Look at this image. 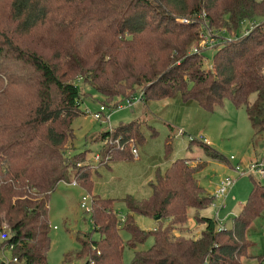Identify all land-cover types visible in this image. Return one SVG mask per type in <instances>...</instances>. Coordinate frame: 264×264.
<instances>
[{"label":"trees","instance_id":"trees-1","mask_svg":"<svg viewBox=\"0 0 264 264\" xmlns=\"http://www.w3.org/2000/svg\"><path fill=\"white\" fill-rule=\"evenodd\" d=\"M8 2L5 21L0 10V249L13 247L0 264H51L49 199L61 180H69V169V182L92 196L100 232L83 240L77 256H86L84 264H125L126 246L134 249L130 264H264V253L255 263L243 261L252 224L264 216V182L253 174L229 227L199 215L215 196L198 181L188 157L159 170L149 195L121 198L128 209L122 220L117 198L93 193L94 175L114 159H136L131 139L146 141L144 122L133 118L102 131L100 139L114 143H103L95 168L89 150L72 146L73 122L86 112L79 77L104 95L105 104L138 88L145 102L176 97L208 111L230 98L246 106L254 137H263L264 0H0V9ZM244 20L256 25L238 34ZM203 22L225 37L216 45L213 68L205 66L204 49L192 50ZM190 208L205 224L198 236L185 233ZM137 214L155 218L156 226L142 228ZM151 235L153 244L138 248Z\"/></svg>","mask_w":264,"mask_h":264},{"label":"rangeland","instance_id":"rangeland-1","mask_svg":"<svg viewBox=\"0 0 264 264\" xmlns=\"http://www.w3.org/2000/svg\"><path fill=\"white\" fill-rule=\"evenodd\" d=\"M8 5L9 2L2 4L0 9L4 11L2 13L4 21L7 18L5 15H7ZM3 23L5 24V22ZM248 23L249 21H246L244 25L242 24L237 33H243L245 25H249ZM222 40L224 39L222 38ZM199 45L200 49L206 51L205 66L213 68L212 61L217 44L203 45L200 40ZM77 82L82 86L85 94L83 109L90 108L92 111H96L101 104L106 103L103 100L104 95L93 90L89 84L83 82L81 77L77 79ZM139 91L140 88L136 90V92ZM254 97L255 94L251 96L252 99ZM125 98L117 97L109 101L106 104L108 112L102 119H97L88 112L76 117L73 122L75 137L73 143L71 142L74 151L89 150L87 161L93 164L95 168V165H98L95 155L104 149L102 147L103 140L100 139L102 131L126 123L134 117L144 122L143 130L147 142L139 144V157L133 160L114 159L110 162V164L114 162V168L110 169L106 165H99V172L94 175L95 188L93 193L117 198L115 208L122 220L125 218L128 209L121 198L127 194L144 197L151 193L149 186L144 185L146 181L142 182V177L150 167L151 161L155 159L151 155L158 154L162 147L164 150L166 146L165 137L169 134L171 139L168 146L170 147L172 144V156L177 153L175 157H188L187 162L193 166L198 181L213 195L221 178L227 175L236 176L237 174L231 167L222 164L225 163L224 159L207 153L205 146L198 141L208 143L209 140L208 144L231 160L233 165L240 163L245 167L251 162L264 158V136L258 139L254 137V127L248 116L246 106L237 105L230 98H225L222 104L216 105L210 111L201 106V111H197L196 106L186 105L188 106L186 112H180V109L171 110L172 103L176 102V97H171L167 106H163L164 100H170L169 98L151 99L147 101L149 103L139 102L132 107L126 105L121 108L116 107L119 102H125ZM140 105L143 107H138ZM135 111L137 112L135 113ZM168 117L170 118L168 119ZM166 119L175 125L172 127L171 124H166ZM189 144L191 146L186 147ZM166 169L162 171L157 168L155 175L159 170L164 172ZM253 175L264 182V178H260L258 174L254 173ZM68 177L69 180L74 177L73 169H69ZM69 180H61L49 199L52 229L51 247L48 255L51 264H84L86 256H77V252L82 248L83 240L90 237L95 239L100 237V232L95 230L92 213L81 206L83 196L89 194L88 191L80 184L69 182ZM251 187L252 176L245 174L240 175L228 191L227 197L224 199L225 206L220 211V217L225 226L232 225L233 217L241 210ZM222 200L223 198L215 197L209 207L199 210V215L211 216L216 219L218 208L213 204L218 205ZM196 211L195 208L189 209L187 221L189 230L185 231L187 235L198 236L205 226L196 218ZM135 218L144 229L149 230L156 226L153 217L137 214ZM122 233L126 239L129 237L124 230ZM1 240L2 235L0 233V242ZM250 240L252 243L248 248V256H244L243 261L255 263L258 261L255 255L264 253V216L258 217L252 224ZM153 242L154 238L151 235L144 243H140L138 248H147ZM69 252L72 253L67 255ZM133 255L134 249L126 246L123 254L124 263L130 264ZM10 258V250L1 248L0 262Z\"/></svg>","mask_w":264,"mask_h":264},{"label":"built area","instance_id":"built-area-1","mask_svg":"<svg viewBox=\"0 0 264 264\" xmlns=\"http://www.w3.org/2000/svg\"><path fill=\"white\" fill-rule=\"evenodd\" d=\"M184 20H188L187 18H185ZM246 23V21H242V24L244 25ZM249 25H245V30L244 33L249 32L251 29L254 28V26L256 25L255 21H250L248 23ZM222 31L221 30H212V28H210V26L207 24V22H203L202 23V30L200 32V37H201V41L203 45H215L221 42L222 38L225 39V37H223L222 35ZM228 39H231L232 36L229 35L227 37ZM192 50L193 51H199L200 50V45L198 44H194L192 46ZM144 100V92L143 90H140L139 92H135L133 93L131 96L126 97L125 98V102H119L116 107L121 108L123 106H133L136 102L138 101H143ZM86 112L92 114L93 116H95L97 119H102L104 115H106V113L108 112V106L106 104H101V106L99 107L98 110L96 111H92L90 108H87ZM109 116V115H108ZM106 116L108 119L109 117ZM192 137V136H191ZM119 138L118 137L116 140L119 142ZM194 139V138H192ZM115 140V141H116ZM103 143H107L108 146H111L114 143V140L111 139L110 137H107L104 139ZM209 143V141H208ZM131 152L135 155L136 158L139 157V145L137 144L135 139H131ZM96 160L98 161L100 159V154L97 152L95 155ZM232 170H234L236 172V176H225L223 178L220 179L219 183H218V187L215 191L214 196L215 197H220L223 198V200L221 201L220 204H216L214 203L213 205L216 206L218 208L217 212H216V219L219 223L220 227L224 226V222L223 219L220 217V211L221 208H223L225 206V202L224 199L227 197L228 191L233 187V185L235 184V182L237 181L238 177L240 175H245V174H258L260 178H264V158L251 162L249 165H246L245 167L238 163V164H234L232 165ZM74 183H76V181H74ZM81 206L88 212L92 211V196L90 194H86L83 196L82 202H81ZM13 246L10 247V250ZM15 260H17V258H14Z\"/></svg>","mask_w":264,"mask_h":264},{"label":"crops","instance_id":"crops-1","mask_svg":"<svg viewBox=\"0 0 264 264\" xmlns=\"http://www.w3.org/2000/svg\"><path fill=\"white\" fill-rule=\"evenodd\" d=\"M170 99V98H169ZM171 101V99L170 100H164V105L163 106H167V105H169L168 104V102H170ZM175 101L176 102H173L172 103V105H173V107H172V111H174V110H176V109H180V112H186L187 111V109H188V106H186V104H183L182 102H180L177 98L175 99ZM139 102H145L144 100L143 101H138V102H136V103H139ZM136 103L133 105V106H135L136 105ZM146 103H149V102H146ZM174 104H178V105H174ZM191 106H196L197 107V111H201L200 109H202V108H200V106L199 105H195V104H193V105H191ZM132 107V106H131ZM138 107H143V105H140V106H138ZM134 108V107H133ZM137 111H135V113H136ZM170 116V115H169ZM134 118H137V117H134ZM170 117H168V119H169ZM168 119H166L165 120V122H166V124H171V126L173 127L175 124L174 123H172V122H170V121H168ZM185 121V120H184ZM181 124H183V123H181ZM157 128V127H156ZM152 134V133H151ZM153 135V134H152ZM166 139H165V148H164V150H163V147H162V149L160 150V151H158V154H154V155H151V157H153V158H155V159H153L152 161H151V164H150V167L145 171V173H144V175H143V180H142V182H144V181H146V182H144V183H146V184H144V185H148L149 186V189H150V191H151V185H150V181H152V180H154L155 179V172H156V169L158 168V169H161L162 171L165 169V168H167L168 166H169V164H171V162H173L176 158H178V157H175V156H177V153L176 154H174L173 156H172V144L170 145V147L168 146V143H170L169 141H170V139H171V136H170V134H169V136H166L165 137ZM209 141V140H208ZM147 142V141H146ZM210 142V141H209ZM145 143V142H144ZM191 145L189 144L188 146H186V147H190ZM155 153H157V152H155ZM258 159H260V158H258ZM254 160H256V159H254ZM225 161V163H222L223 165H225V166H229V167H232V165H233V163H232V161L231 160H229L228 158L226 159V160H224ZM117 162V161H116ZM118 162H120V161H118ZM114 163V162H113ZM113 163H111L108 167L110 168V169H112V168H114V165H113ZM226 164H230V165H226ZM164 167V168H163ZM147 176H148V178H147ZM73 183H74V181H72ZM138 182H139V178H138ZM75 184H77V183H75ZM202 224H204V223H202Z\"/></svg>","mask_w":264,"mask_h":264}]
</instances>
